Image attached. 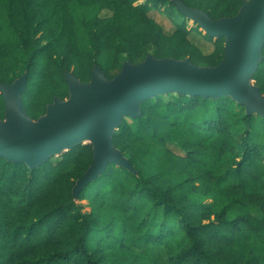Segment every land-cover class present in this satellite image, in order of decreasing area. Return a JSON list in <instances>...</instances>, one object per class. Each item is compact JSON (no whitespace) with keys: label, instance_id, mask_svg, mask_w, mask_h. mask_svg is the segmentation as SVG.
Instances as JSON below:
<instances>
[{"label":"trees","instance_id":"1","mask_svg":"<svg viewBox=\"0 0 264 264\" xmlns=\"http://www.w3.org/2000/svg\"><path fill=\"white\" fill-rule=\"evenodd\" d=\"M136 1L0 0V81L28 73L23 99L37 119L69 96L66 70L88 81L96 64L112 78L148 54L223 58L225 37L206 34L215 49L205 54L186 23L168 34L151 17L172 0ZM184 1L215 19L244 2ZM254 82L264 94V48ZM141 107L113 136L135 171L109 163L79 199L91 143L34 169L0 156V264H264V117L230 96L169 92ZM5 109L0 93V118Z\"/></svg>","mask_w":264,"mask_h":264},{"label":"water","instance_id":"2","mask_svg":"<svg viewBox=\"0 0 264 264\" xmlns=\"http://www.w3.org/2000/svg\"><path fill=\"white\" fill-rule=\"evenodd\" d=\"M186 18L214 39L225 37V53L217 65H200L190 57H157L140 62L126 60L112 78L96 64L90 80L66 70L69 96H56L46 112L34 119L26 111L23 93L28 73L13 82L0 81L5 117L0 118V156L34 169L81 143L93 146V161L73 187L75 199L109 163L131 171L135 167L114 143V133L125 117L143 114V101L178 92L191 96H230L249 114L264 117V94L254 82L263 59L264 0H244L235 15L213 18L205 9L172 0Z\"/></svg>","mask_w":264,"mask_h":264},{"label":"rangeland","instance_id":"3","mask_svg":"<svg viewBox=\"0 0 264 264\" xmlns=\"http://www.w3.org/2000/svg\"><path fill=\"white\" fill-rule=\"evenodd\" d=\"M145 1L147 0H137L136 3H144ZM110 13L111 12L108 10H103L101 12V16H108ZM149 13L168 34L173 33L180 25L186 23L187 29L190 30L189 39L191 42L197 45L205 54H209L214 51V40L210 39V36L206 35L200 27L198 29L197 23L182 15L178 8L173 6L170 1L161 2V4L157 7L152 5ZM177 151L181 152V149H178ZM80 202L84 205V211L90 210V197Z\"/></svg>","mask_w":264,"mask_h":264}]
</instances>
